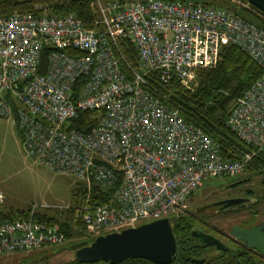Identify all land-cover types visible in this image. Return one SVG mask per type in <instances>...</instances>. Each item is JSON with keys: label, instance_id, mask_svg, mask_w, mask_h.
Here are the masks:
<instances>
[{"label": "built area", "instance_id": "2783aa9c", "mask_svg": "<svg viewBox=\"0 0 264 264\" xmlns=\"http://www.w3.org/2000/svg\"><path fill=\"white\" fill-rule=\"evenodd\" d=\"M89 7L91 29L72 15L0 17V119L14 121L33 162L88 191L97 185L110 192L106 202L86 199L75 208L95 235L178 215L202 180L235 177L264 152V28L192 1L90 0ZM123 41L133 46L140 71L127 62ZM227 43L262 70L225 121L249 146L237 149V158L222 155L218 141L156 98L145 80L156 72L188 85ZM82 111L96 115L85 132L70 126ZM3 201L0 190V253L67 240L58 223L36 217L43 209L8 217Z\"/></svg>", "mask_w": 264, "mask_h": 264}, {"label": "trees", "instance_id": "16d2710c", "mask_svg": "<svg viewBox=\"0 0 264 264\" xmlns=\"http://www.w3.org/2000/svg\"><path fill=\"white\" fill-rule=\"evenodd\" d=\"M119 1L130 2L136 0ZM170 1H192L196 4L231 11L242 19L264 28V14L249 4V8H245L230 4L226 0ZM238 1L247 4V0ZM89 2L90 0H0V17L10 15L13 12L32 16L43 14L72 15L81 22L85 29H91L93 27L94 14L89 7ZM120 46L130 67L140 71L133 46L127 41L121 42ZM42 61L44 62L43 57ZM261 73L260 67L244 51L227 43L222 46L216 63L196 69L194 78L188 85H183L175 77L163 81L156 72H150L145 75V80L152 88L156 98L169 106L178 108L187 123L201 128L206 134L218 141L222 155L227 158H237L239 157L237 149L248 150L249 146L242 143L232 131L226 128L225 121L235 106L237 98L261 76ZM95 116L92 111L79 112L77 117L70 121V126L85 132L95 125ZM245 170L251 171L254 175H260V183L264 187V152L257 153L248 162ZM78 182L79 184L73 189L72 193L75 200L73 206H69L65 211L59 213L49 214L43 211L36 216L42 220L58 223L67 240L74 235H82L80 230L84 228L79 218L75 216V208L86 199L91 203L106 202L110 193L97 185L92 186L90 191H88L84 183ZM261 201H264V198L258 197L256 205L260 204ZM248 209V213H251V207H248ZM27 210L28 208L15 211L9 210L5 214L8 217H23ZM199 217L205 218L202 212L198 214L185 209L184 212L178 213L177 216L171 218L172 231L176 240V251L171 264H237V261H239V264H264V260L258 256H253L255 257L253 261L240 257L243 249L246 248L251 251L250 248L242 244L240 248L235 244H230L231 248L228 252L214 249L208 250L206 245L199 243L190 235V229ZM244 222L249 223V221ZM29 255L20 257V261L17 264H47L46 256L41 260H37ZM37 261L40 262L37 263ZM146 263L151 262L147 259L128 258L115 264ZM57 264L111 263L103 260L83 262L72 256V258Z\"/></svg>", "mask_w": 264, "mask_h": 264}, {"label": "rangeland", "instance_id": "374dc122", "mask_svg": "<svg viewBox=\"0 0 264 264\" xmlns=\"http://www.w3.org/2000/svg\"><path fill=\"white\" fill-rule=\"evenodd\" d=\"M226 1H229L230 4L249 8L248 4L241 3L238 0ZM237 176L246 180V183L239 187L240 190L250 189L253 195L264 198V187L260 183V175H254L251 171L245 170ZM233 177L223 175L202 180L188 198L185 209L198 214L202 212L209 222H213L225 234H228L232 224H238V222L246 220L256 221V219L249 220L246 217V210L231 214L215 212L214 207H207L198 212L197 209L201 204L227 194L228 190L225 187ZM78 184L79 182L71 176L56 173L44 165L33 162L26 155L21 145L14 121L12 119H0V190L5 199L3 201L4 207L15 211L35 205L49 214L59 213L75 204L72 193ZM258 206L255 207L257 219L264 220V201H261ZM80 231H82V235H74L62 244H45L29 252L0 253V264H17L20 257L29 254L30 257L37 260H41L46 256L47 264H57L68 260L73 256L72 249L52 251L60 245H68L91 235L86 228ZM105 233L107 231L100 232V234Z\"/></svg>", "mask_w": 264, "mask_h": 264}, {"label": "water", "instance_id": "95a60500", "mask_svg": "<svg viewBox=\"0 0 264 264\" xmlns=\"http://www.w3.org/2000/svg\"><path fill=\"white\" fill-rule=\"evenodd\" d=\"M247 3L264 14V0H247ZM244 200L238 197L223 199L198 207L197 210L215 206H220V210H224ZM175 216L177 215L163 216L118 230H110L105 234L90 235L71 244L60 245L52 252L72 249L74 258L83 262L103 260L115 264L128 258H141L149 260L152 264H171L176 251V240L171 224V218ZM239 225L240 222L232 224L229 234L241 241L245 247L264 255V221L248 227ZM191 235L203 244L212 245L217 251L227 252L230 249L229 245L215 236L200 230H191Z\"/></svg>", "mask_w": 264, "mask_h": 264}, {"label": "flooded vegetation", "instance_id": "af4514ba", "mask_svg": "<svg viewBox=\"0 0 264 264\" xmlns=\"http://www.w3.org/2000/svg\"><path fill=\"white\" fill-rule=\"evenodd\" d=\"M245 181H246L245 179H243V178H241L239 176L233 177L230 180V182L225 187V189L228 190L227 194H225L222 197L206 201L205 203L201 204L199 207H203L205 205H208V204H211L213 202H216V201H219V200H223V199L236 198V197L244 198L245 200L243 202H241L238 205H234L231 208L220 210V206H215L214 210H215V212L231 213V214L232 213H238L241 210H246V214H247L246 217L248 219H256V221L250 222L248 224L245 223V222H240V225H239L240 227H248V226H250L252 224H257V223H260V222L264 221V220H258L257 219V214H256L257 211H256L255 207H259L258 206L259 204L256 205L258 197L256 195H253V193L251 192L250 189L249 190L248 189H244V190H240L239 189V187L241 185L246 183ZM240 205H243V206L240 207ZM248 207H251V209H250L251 213H248V211H249ZM201 211H203V210H201ZM193 229H197V230H200V231H202L204 233L211 234V235L215 236L216 238H218L219 240H221L222 242H224L227 245L235 244L236 246H239V248L241 247V244L243 245V243L241 241L233 238L229 234V231H228V234L227 233L225 234L223 230H221L213 222H209L207 218H200V217L197 218V222L190 229V235H191V230H193ZM191 237H193V236L191 235ZM194 239L196 241H198L196 238H194ZM199 243H201V242H199ZM204 245H206V244H204ZM206 247H207L208 250H210V249L216 250L212 245H206ZM253 256H258L259 258L264 260V255L256 252L253 249H251V251H250V250H247L245 248V249L242 250V253L240 254V257H242L244 259L246 258V259L251 260V261H253L255 259V257H253ZM146 264H152V263H146Z\"/></svg>", "mask_w": 264, "mask_h": 264}, {"label": "crops", "instance_id": "0c3cea01", "mask_svg": "<svg viewBox=\"0 0 264 264\" xmlns=\"http://www.w3.org/2000/svg\"><path fill=\"white\" fill-rule=\"evenodd\" d=\"M5 200V199H4ZM9 210H11L10 208H6V207H4V203L2 204V211L4 212V213H7Z\"/></svg>", "mask_w": 264, "mask_h": 264}]
</instances>
